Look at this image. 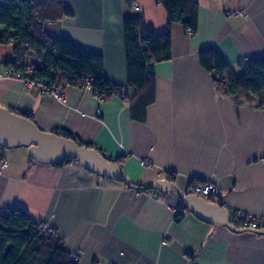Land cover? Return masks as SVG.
<instances>
[{
  "label": "crops",
  "instance_id": "0c3cea01",
  "mask_svg": "<svg viewBox=\"0 0 264 264\" xmlns=\"http://www.w3.org/2000/svg\"><path fill=\"white\" fill-rule=\"evenodd\" d=\"M65 0L73 15L45 24L104 58L106 78L127 82L123 21L142 16L161 32L168 17L161 0ZM194 36L174 24L172 59L155 66V101L145 122L132 119L130 103L114 94L100 101L77 86L64 101L19 80L0 81V107L31 115L47 132L91 144L111 161L122 159L126 178L146 186L169 180L183 192L191 180L217 184L222 207L264 217V97L236 102L216 90L199 53L216 49L233 67L264 57V0H197ZM231 11L232 14L226 13ZM0 65L14 45H0ZM132 95L134 91L127 89ZM23 146L0 149V211L24 209L65 239L78 264H264V233L207 223L187 210L178 220L176 193L139 191L86 170L77 160L44 164ZM28 148V147H25ZM220 204V200H214Z\"/></svg>",
  "mask_w": 264,
  "mask_h": 264
},
{
  "label": "trees",
  "instance_id": "16d2710c",
  "mask_svg": "<svg viewBox=\"0 0 264 264\" xmlns=\"http://www.w3.org/2000/svg\"><path fill=\"white\" fill-rule=\"evenodd\" d=\"M126 2L132 5L133 0ZM161 4L168 17L164 31L148 27L142 16L127 17L123 21L125 85L106 78L102 55L88 52L70 39L56 38L45 31L46 23L73 15L65 0H0V45H14L12 59L17 69H25L31 60L29 52L34 53L31 62L34 80L49 87L65 88L80 87L86 77H91L93 95L105 101L118 94L129 101L132 119L145 122L147 109L155 101V66L172 59L173 25L179 24L188 30V36H194L199 25L197 0H161ZM199 62L211 75L216 90L234 101L242 103L251 101L252 97H264V57L243 61L233 67L218 50L206 49L199 53ZM5 63L7 61L2 64ZM127 89L134 93L128 94ZM124 90L125 95L122 94ZM24 116L33 120L31 115ZM65 136L74 139L71 135ZM79 144L95 148L91 144ZM114 162L121 167L122 159ZM173 177L171 171L167 178L172 181ZM114 179L125 182L122 177ZM208 201L215 202L213 199ZM187 210L180 205L176 218L180 220ZM233 215L230 212L231 222H234ZM48 225L35 222L22 208L1 210L0 264H78L77 256L67 249L64 237L54 226V230L49 231Z\"/></svg>",
  "mask_w": 264,
  "mask_h": 264
},
{
  "label": "water",
  "instance_id": "95a60500",
  "mask_svg": "<svg viewBox=\"0 0 264 264\" xmlns=\"http://www.w3.org/2000/svg\"><path fill=\"white\" fill-rule=\"evenodd\" d=\"M16 146L29 147L30 158L40 163L62 164L66 160H77L92 173L107 178L122 177L126 184L132 188L176 193L181 198L183 205L197 218L210 224L219 223L233 228L228 208L196 194L185 193L175 183L165 179L146 186L135 185L126 178L122 168L105 157L101 151L81 146L73 138L43 131L33 120L0 107V147L8 149ZM262 232L264 233V231Z\"/></svg>",
  "mask_w": 264,
  "mask_h": 264
},
{
  "label": "built area",
  "instance_id": "2783aa9c",
  "mask_svg": "<svg viewBox=\"0 0 264 264\" xmlns=\"http://www.w3.org/2000/svg\"><path fill=\"white\" fill-rule=\"evenodd\" d=\"M132 8L136 11L141 10V5L138 0H133L132 2ZM227 15L232 14L231 11H228L226 13ZM185 32L188 34V30H185ZM29 64L25 66V69H17L15 68V60L11 59L10 61H7L5 64L0 65V81L1 80H6V79H12V80H19L25 83L28 86L31 87H41V89L44 92H48L53 94L59 101H64L63 95H61V91L63 90V86H52L49 87L46 85V83L34 80L33 79V64L32 58L34 57L33 52H29ZM19 68V67H18ZM92 83V78L91 77H86L85 81L80 83V87L93 93V87L91 85ZM122 94L125 95L126 91H122ZM100 101H103V99H99ZM259 108H264V103L259 106ZM1 168H6L8 166V162L5 159H1ZM171 170H167L166 174L167 177L169 176V173ZM191 180L189 189L187 193L190 194H196L206 200L213 199V200H220L221 205H223V195L221 192L220 187L211 182H197ZM233 220L234 222H231V225L235 229H250V230H264V217L255 215L253 213H247L243 211H234L233 213ZM49 231H53L54 228L52 225H48Z\"/></svg>",
  "mask_w": 264,
  "mask_h": 264
},
{
  "label": "rangeland",
  "instance_id": "374dc122",
  "mask_svg": "<svg viewBox=\"0 0 264 264\" xmlns=\"http://www.w3.org/2000/svg\"><path fill=\"white\" fill-rule=\"evenodd\" d=\"M1 51V50H0ZM0 54H3L2 52H0ZM24 148L23 149H27V152H28V154H29V147L28 148H25L26 146H23ZM0 149H1V151H7L8 149H6V148H2V147H0ZM10 149V148H9Z\"/></svg>",
  "mask_w": 264,
  "mask_h": 264
},
{
  "label": "flooded vegetation",
  "instance_id": "af4514ba",
  "mask_svg": "<svg viewBox=\"0 0 264 264\" xmlns=\"http://www.w3.org/2000/svg\"><path fill=\"white\" fill-rule=\"evenodd\" d=\"M112 179H114V178H112ZM188 192V190L186 191V193ZM183 204V202H182V200L180 201V204H179V206L180 205H182ZM230 223H231V221H230ZM264 231V230H263Z\"/></svg>",
  "mask_w": 264,
  "mask_h": 264
}]
</instances>
